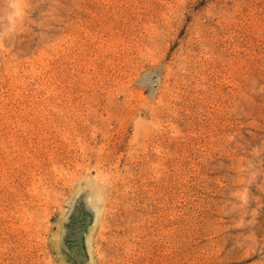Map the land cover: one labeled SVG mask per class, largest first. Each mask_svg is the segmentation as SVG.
<instances>
[{
    "label": "rangeland",
    "instance_id": "rangeland-1",
    "mask_svg": "<svg viewBox=\"0 0 264 264\" xmlns=\"http://www.w3.org/2000/svg\"><path fill=\"white\" fill-rule=\"evenodd\" d=\"M86 178L94 264H264V0H0V264Z\"/></svg>",
    "mask_w": 264,
    "mask_h": 264
},
{
    "label": "bare ground",
    "instance_id": "bare-ground-1",
    "mask_svg": "<svg viewBox=\"0 0 264 264\" xmlns=\"http://www.w3.org/2000/svg\"><path fill=\"white\" fill-rule=\"evenodd\" d=\"M68 201L67 209L55 217L50 232L53 252L65 264H94L93 232L100 224L103 193L86 178L78 183Z\"/></svg>",
    "mask_w": 264,
    "mask_h": 264
}]
</instances>
